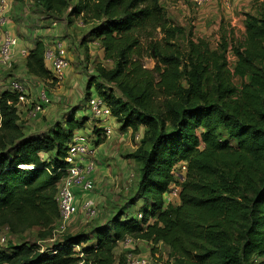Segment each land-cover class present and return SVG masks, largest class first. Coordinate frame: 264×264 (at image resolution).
Wrapping results in <instances>:
<instances>
[{
  "label": "trees",
  "instance_id": "trees-1",
  "mask_svg": "<svg viewBox=\"0 0 264 264\" xmlns=\"http://www.w3.org/2000/svg\"><path fill=\"white\" fill-rule=\"evenodd\" d=\"M27 1L48 17L62 16L76 1L71 17L85 26L96 23L86 36L95 35L113 64L96 71L121 97L100 85L93 97L104 100L122 131L146 129L129 156L140 170L127 207L143 200L147 210L139 220L118 210L89 232L62 235L50 246L8 243L0 264H115L114 250L125 238L163 245L180 264H264V13L245 14L241 40L227 41L222 27L211 50L190 30L182 46L184 29L167 18L161 0ZM6 28L14 36L10 23ZM26 50L29 76H53L42 39ZM228 52L236 60L232 71ZM145 58L154 61L152 69L143 65ZM21 95L11 85L0 90V227L14 235L42 228L49 236L59 220L55 196L66 175L68 145L83 122L71 111L44 133L26 135L15 109ZM181 163L180 204L172 207L163 195Z\"/></svg>",
  "mask_w": 264,
  "mask_h": 264
},
{
  "label": "rangeland",
  "instance_id": "rangeland-1",
  "mask_svg": "<svg viewBox=\"0 0 264 264\" xmlns=\"http://www.w3.org/2000/svg\"><path fill=\"white\" fill-rule=\"evenodd\" d=\"M8 1L11 7L8 20L14 36L19 40L21 49H27L31 47L34 40L42 39L46 49H55L57 43H62L66 56H69L68 74L60 83L53 81L51 75L46 80L29 76L25 69L24 58L27 56L21 58L19 63H9L6 68L0 70V90L9 89L13 82H18L26 92L15 105L21 130L26 135L44 133L55 121L74 111V119L83 122V126L73 134L88 137V143L96 153L89 159L94 165L91 174L94 188L89 192L74 190L76 196L74 197L75 214L73 218L65 223L60 219L56 221L50 237L45 235L48 231L42 228H32L23 234L14 235L10 234L6 227H0V250L6 249L8 243L13 246L22 243L50 246L52 242L61 240L62 235L74 236L89 232L94 224H104L118 210H127L126 213H133L139 220L140 212L147 210V203L139 200L133 208L127 207V202L135 194L140 170V163L129 156L141 147V139L146 129L122 131L119 125L110 119L112 125H110V120L102 123L105 127H110L112 132L111 137L106 138L103 136V131H96L97 124L101 123L91 116L88 101L84 99L87 80L91 82L88 92L90 98L96 95L99 85L106 92H112L115 96L121 97V93L115 88V85L104 83L96 71L99 65L107 70L113 66L111 61L104 59L95 35L86 36L88 30L96 23H89L85 26L79 19L71 17L72 5L76 1L70 2L64 14L58 17H48L39 6L27 0ZM234 1L228 0L225 3L217 0L201 9L194 8L190 0H161L160 2L171 23L184 29V33L178 37L182 46H185V39L190 30L193 40L203 39L209 44L211 50H215L220 43L222 27L227 41H231L233 37L241 40L245 32V14L259 17L264 13V0H238L235 4V6H240L236 10L237 13L230 9ZM183 6L188 7L185 13ZM228 8L229 11L231 10L230 13L222 10ZM218 9L222 12L219 13L220 16L217 20H208L207 16L203 15L208 11ZM227 58L232 71L236 60L230 52H228ZM44 63L51 72V63L49 61ZM154 64L151 59L143 60V65L147 69H152ZM235 84L240 86V80L235 79ZM41 92L48 96L50 103L42 113L35 118H30L28 112L32 105L38 102ZM96 140L98 142L94 143ZM143 148L148 149L149 147L146 145ZM185 173L186 165L184 163L177 164L172 168L175 184L170 185L167 193L177 190V198L170 195L169 200L166 201L167 193L163 195L164 202L172 207L180 204L178 193ZM86 202L96 211L94 217H84L81 206ZM154 221V219H149L148 224H153ZM2 238H5V241L2 242ZM74 250L79 251L77 247ZM130 252L140 255V257H148L149 264H180L171 256L167 247L160 244L154 246L149 242L138 240L128 248L120 246V243L117 245L114 250L115 264H124L125 257Z\"/></svg>",
  "mask_w": 264,
  "mask_h": 264
},
{
  "label": "built area",
  "instance_id": "built-area-1",
  "mask_svg": "<svg viewBox=\"0 0 264 264\" xmlns=\"http://www.w3.org/2000/svg\"><path fill=\"white\" fill-rule=\"evenodd\" d=\"M217 0H190L192 6L196 9H201L203 6L209 5L212 2ZM225 3L228 0H220ZM10 4L8 0H0V67H6L8 61L13 55L14 51L17 49L18 40L13 36L9 29L6 28V25L9 23L8 14L10 11ZM18 53L21 57L27 56L26 49L18 50ZM44 60L51 63L53 78L56 83H60L65 78V70L69 67L68 60L66 59V54L61 43H57L55 49H46L44 52ZM11 90L17 91L18 93L24 95V89L22 86L13 82L11 84ZM22 95L20 98H22ZM19 98V99H20ZM50 99L48 96L41 92L38 96V102L30 108L28 116L30 118H35L38 114L44 111V108L48 106ZM88 108L91 116L98 120L99 123H105L106 121L112 119L111 111L106 105L102 98H90L88 101ZM104 133L106 138L111 137L110 127L104 126ZM95 149L90 147L88 143V137L85 135H74L71 139V142L68 145L67 155L65 157V163L68 165L66 169V175L60 180L57 186V192L55 196V202L57 205L59 219L62 222H68L73 218L75 214L74 208V197L73 192L75 189H79L83 192H89L94 188L93 179L91 174L94 170V165L89 159L95 155ZM177 190L173 193H167L166 201L169 200V196L177 198ZM81 211L84 214V217L91 218L94 217L96 211L88 203H84L81 206ZM2 242L5 241V238H2ZM137 241L132 240L131 238H125L121 245L128 248L133 243ZM79 250V248L77 247ZM75 264H83L82 261H79ZM125 264H149V258L140 257L133 252H130L125 257Z\"/></svg>",
  "mask_w": 264,
  "mask_h": 264
},
{
  "label": "crops",
  "instance_id": "crops-1",
  "mask_svg": "<svg viewBox=\"0 0 264 264\" xmlns=\"http://www.w3.org/2000/svg\"><path fill=\"white\" fill-rule=\"evenodd\" d=\"M237 1L238 0H235L234 1V3L232 4V6H233V8H232V6L230 7V9L233 11V12H236V10H237V8H240V6L239 5H237V6H235V4L237 3ZM183 8V11H184V13H185V11H187L186 9L188 8V7H186V6H183L182 7ZM223 11L225 10L227 13H230V11H229V8L228 9H222ZM222 10H216V11H208L206 14H204L203 13V15H206L207 16V18H208V20L209 19H219V16H220V12H222ZM219 11V12H218ZM237 13V12H236ZM235 14V13H234ZM235 17H236V14H235ZM232 18V17H231ZM244 20H245V18H244ZM9 28H10V26H9ZM20 49V47H18L15 51H14V53H13V55L11 56V59H10V63H15V62H18L19 63V61H20V59L22 58L21 56H19V53H18V50ZM66 54V53H65ZM67 57V59H69V56H66ZM2 68H0V70H1ZM68 74V70L66 71V75ZM110 125H112V122H111V120H110ZM97 130H101V131H103V136H105V133H104V125H102V124H97ZM94 137V136H93ZM91 147V146H90ZM121 246V245H120Z\"/></svg>",
  "mask_w": 264,
  "mask_h": 264
}]
</instances>
